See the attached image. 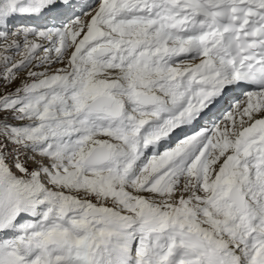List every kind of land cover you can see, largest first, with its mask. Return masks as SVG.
<instances>
[{"label":"snow or ice","instance_id":"6c2138e0","mask_svg":"<svg viewBox=\"0 0 264 264\" xmlns=\"http://www.w3.org/2000/svg\"><path fill=\"white\" fill-rule=\"evenodd\" d=\"M0 264H264V0H0Z\"/></svg>","mask_w":264,"mask_h":264},{"label":"rangeland","instance_id":"374dc122","mask_svg":"<svg viewBox=\"0 0 264 264\" xmlns=\"http://www.w3.org/2000/svg\"><path fill=\"white\" fill-rule=\"evenodd\" d=\"M18 58V57H17Z\"/></svg>","mask_w":264,"mask_h":264}]
</instances>
